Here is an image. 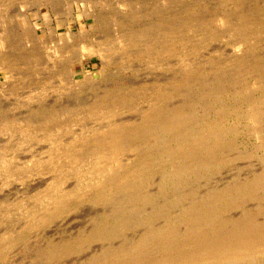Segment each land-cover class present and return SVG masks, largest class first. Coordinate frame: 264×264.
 I'll return each mask as SVG.
<instances>
[{
	"label": "bare ground",
	"instance_id": "1",
	"mask_svg": "<svg viewBox=\"0 0 264 264\" xmlns=\"http://www.w3.org/2000/svg\"><path fill=\"white\" fill-rule=\"evenodd\" d=\"M240 2L234 0L240 15L233 18V11L201 15L206 11L204 6H198L195 11L185 8V14L173 9L168 15L166 6L155 3L153 13L147 11V14L131 13L133 8L127 13L123 8L122 15L102 19L105 35H100L103 41L93 46L82 45L88 31L82 25L77 29L70 26L79 22L81 14L77 11V16L67 7L63 8L67 21L62 24L58 20L56 27H47L49 32L44 41L39 40V31L44 32L45 28L38 19L30 25L26 19L19 18L18 30L4 24L0 42L27 39L22 48L28 51L16 54L15 47L7 55L0 53V70L10 74L14 67L23 68L14 73L21 74L20 77L2 85L9 92L2 96L20 95L17 92L25 84L24 79L38 75L40 69H57L55 73L63 81L53 88L49 80L55 74L44 73L35 79L37 86L33 87L34 91L40 89V94L28 95L27 99L21 97L16 103L26 104L28 113L21 118L1 119L0 134L18 133L21 136L18 147L29 139L51 141L44 151L46 154L26 167L11 163L5 153L9 146L2 149L0 176L5 182L14 175L19 179L44 170L56 175L33 197L32 204H14L23 225L17 233L8 229L0 236V261L13 247L27 242V231L49 226L80 203L88 202L99 207L93 211L95 214L94 207L90 212L91 226L68 239L48 238L36 249L39 260L58 264L75 255L77 260L71 264H264V92L255 91L264 87V5L260 3V9L250 11ZM75 4L81 11L80 0ZM84 13L90 12L84 10ZM33 15L38 17L36 13ZM145 16L148 21L143 20ZM248 16L260 24L247 22ZM109 21L111 24L106 29ZM63 26L66 31L62 35L59 28ZM223 35L229 38L224 40H232L233 48L224 50L230 52L211 55L204 51ZM71 37L82 39L81 44L74 40L80 46L73 61L80 65L78 74L72 61L67 63L58 54L45 55L41 50L44 46L41 44L47 40L63 47ZM68 44L64 46L66 50L71 49ZM127 51L146 56L148 68L144 76L141 73L142 78L120 77L129 65L121 63L125 57L121 59L119 55ZM197 52H201L200 58L188 59V55ZM95 53L101 54L103 66H118L109 74H116L119 80L100 95L97 92L99 96L92 94L97 98L89 103L91 115L82 110L86 119L93 118L97 124L90 128L89 123H81V130L72 131L73 123L79 120L76 111L58 107L56 99L46 103L43 100L48 89H67L73 78L94 80L85 69V59ZM135 60L137 63L138 59ZM139 64L140 61L136 66ZM35 99L37 105H30ZM130 111L132 115L119 117ZM99 120L102 122L98 123ZM241 129L261 141L260 149L241 148L238 142ZM254 155L260 158L256 160L258 167H248L251 171L244 177L235 176L231 166L243 164V160ZM69 180L72 185L63 187ZM10 211H4V215L8 217ZM236 211L241 215L237 216ZM95 242L98 244L92 248ZM89 249L95 251L89 254L86 252ZM80 254L84 255L83 260Z\"/></svg>",
	"mask_w": 264,
	"mask_h": 264
},
{
	"label": "rangeland",
	"instance_id": "2",
	"mask_svg": "<svg viewBox=\"0 0 264 264\" xmlns=\"http://www.w3.org/2000/svg\"><path fill=\"white\" fill-rule=\"evenodd\" d=\"M8 1H10V0H7V2H6V0H0V16H1L0 17V41L2 40L1 35L3 34V28L5 27V25H8L9 29L18 30L19 18L26 19V21L30 22V25L33 24L38 19V23L42 27L45 28L44 32L39 31V33H40L39 34L40 35L39 40H41V41L46 40V38L48 36V32H49L47 29L49 27H56V23L58 20L59 21L61 20L62 24H63V21H67V20H65V19H67V15H65V12L63 11V8H66V7L73 10L75 15H77V11H78V15L81 14V17L78 20L79 22L77 23V21H76L74 26H72V24H70V26L73 27V29H77L78 27H80V25H82L81 27H83L86 31H88V34H87L88 36L85 37L86 39L83 40L84 43L82 44V45H86V46H93V44L96 45V44H98V42L103 41L101 36H103V34L105 35V28L104 29L101 28L100 23L102 22V19H104V18L109 19L110 17L112 19H114L115 17L118 16V14L122 15L124 13V11H127V13H130L132 8L133 9H132L131 13H133V12L137 13L138 12V14H140L143 12V14H145L147 11L153 13L154 9L152 10V8H154L156 4H158V5L160 4L159 6H162V5L164 7L166 6L167 9L165 8L166 9L165 13L167 12L166 14L168 15V13H170V12L172 13V11H174L173 9L178 10V12L181 14H185V12H187L188 9H189V11H195L196 10L195 8H199V7L204 6V7H206L204 9L207 12L203 10L204 12L202 11L201 15H211L212 14L211 12L217 14V11L219 13V10H220V12H223V13H225V11H226L225 14L233 11L234 13L232 14V18H233V16H236L238 14L240 15V13H238V12H240V8H237L238 6H236V7L234 6V0H225L226 2L224 0H220V1L219 0H211V1L210 0H208V1H206V0H202V1L201 0H198V1H196V0H180V2L178 0H176V2H175V0H173L174 2H172V0H160V1L159 0H97V1L96 0H91V1L80 0L81 7H82L81 11L78 10L77 5L75 4V2H77L78 0H65L66 2L63 0L65 3V4H63V6H62V3H63L62 0H56V1L55 0H44V1L43 0H11L9 3H8ZM167 1L171 2L173 4V6L171 3L167 2ZM200 1L202 2L201 4H200ZM237 1L238 2L241 1L240 3L242 4L241 5L242 7L251 8L250 11H252V9H254V8L260 9L259 8V7H261V6H259L260 3L262 6L264 5V2L262 0H248V3H247V0H245V1L244 0L243 1L237 0ZM49 2H51V3H49ZM93 2H94V7H93ZM105 2H106V6H104ZM121 2L125 6L123 4L120 5ZM181 2H184L185 6ZM188 2L190 3L191 6L189 5ZM107 3L109 5H107ZM111 3H113L112 6H115V5L116 6L113 8L111 6ZM154 3H155V5H154ZM217 4H219V5H217ZM129 5H130V7H129ZM148 5H149V7H148ZM152 5H153V7H152ZM192 5H193V7H192ZM243 5H245V6H243ZM109 6H110V9H108ZM175 6H177V7L175 8ZM211 6H212V8H211ZM218 6H222V7L219 8ZM35 7H36V9H35ZM105 7H106V9H105ZM54 8L57 11H54ZM58 8H60L62 11ZM83 8H85V9H83ZM102 8H104V9L102 10ZM123 8L125 9L124 11L122 10ZM126 8H128V9L126 10ZM135 8L137 10L134 11ZM147 8H148V10H146ZM169 9H170V11H169ZM84 10L86 12H90V13L88 15H86V13H84ZM96 11H98L97 12L98 14L96 13ZM99 11L102 12L101 15H100ZM34 13L38 14L37 18H36V16L33 15ZM110 13L112 14V16L109 15ZM143 14H141V15H143ZM84 16H85V18H84ZM147 16L143 17V20L147 19V21H148L149 16L148 17ZM93 17H95V18L92 19ZM2 19H4V21H6V20L7 21L2 23L1 22ZM84 19H85V21H84ZM112 19L110 20L111 22H112ZM254 19L255 18L252 16H248L245 18V20L247 22H251L254 25H259L260 23L256 19L255 20ZM252 20H253V22H252ZM110 21L107 23L108 26H105L106 29H108L107 27L110 26V24H111ZM98 22H99V24H98ZM47 25H49V26H47ZM90 25H91V27H90ZM98 26H99L98 29L95 28ZM92 28H93V30L94 29L95 30L91 31ZM59 29H60L59 31L61 32L62 35L66 31L65 26L60 27ZM97 36H99V37L97 38ZM223 37H221L220 40L218 39V40H215L214 42H212L210 44V46H208L209 48L206 47V49H204V51L210 53L211 55H218V53H222V52L226 53L228 51V50L226 52L224 51V50H226V47H229L228 49L231 50V48H233V47H231V44H232L231 41L232 40L231 41L224 40V39H229V38H227L228 36L226 37V35H223ZM25 40H27V39L23 40V39L15 38L14 40H11V39L7 40V42H2V43L0 42V51H1L0 53H2V55H4V54L7 55L8 52H10L12 49L14 50L16 47V49H15L16 54L21 55V53H23L24 51H28V50H25L22 48L23 42ZM69 40H67V42L64 46H66L69 42L68 48H71V49L66 50L67 47H64V46L59 47L54 42L47 40L41 44V47L44 45L42 47L43 49L41 48V50H43L42 51L43 53L46 52L45 55L46 54H49V55L58 54V56H61L63 58V60H66L67 63L68 62L70 63L71 61L73 62L74 59H76L75 56H77V54L79 53V50H80V48H79L80 46L78 47V44L76 42L81 44L82 39L79 41L78 38H72L71 37ZM74 40L76 41L75 43H74ZM85 40H87L88 42ZM70 42L73 44H71ZM216 42H218V43H216ZM46 43H47V45H45ZM262 43H263L262 47L264 48V41ZM1 44H2V46H1ZM4 46H6L5 50H4ZM236 48L238 49V47H236ZM63 52H64V54L62 55ZM228 52H230V51H228ZM65 53H66V56H65ZM123 53H124V55L118 54L119 57L122 56L121 59L123 57H125L124 58L125 61L122 60L121 63H125L126 66L129 65V67L127 69L122 70L123 73L121 72L120 77L126 78V77H128V75H130L129 77L132 76L133 78H136V79L142 78L144 76L143 73H145L147 71L146 69L148 68V67H146V63H147V60L145 58L146 56H144L143 54H140V53L135 55L134 53H131L129 51L126 52L127 54L125 52H123ZM224 53H222V54H224ZM239 53H241V51ZM199 54H201V52H197L194 55L192 54V56L188 55L187 57H188V59L196 60V59L200 58ZM196 55H198V56H196ZM126 56H128V57H126ZM64 57H66V58H64ZM132 57L134 59H132ZM136 57H138V58H136ZM126 58L130 59V60H127ZM53 59H55V58L53 57ZM69 59H71V60H69ZM135 59H138L137 63H136ZM100 60L102 61V56L100 53H95V55L89 54V56L85 59V69L89 74H92V76L95 77L94 80L83 81L82 79H79V77L73 78L71 83L74 85L70 84L69 88L62 89V90L60 89V90H56V91L53 90V88L56 87L57 85H60L61 81H63V79H62V76H59V75H57V73H55V71L57 69L54 70L51 67L52 66L51 62L49 61L50 62L49 65L52 69H50V70L45 69L44 70V69H40L41 67L39 66L38 67V69H40L39 74L38 75H30V77L25 78L24 79L25 84L18 88L17 93L20 95H15V94L9 95V94H7L6 96H2V93L4 94V92H8L7 87L5 89L4 87H2V85H4L8 80H12L14 78H15L14 80H16V78L20 77L21 74L16 75L14 73H17L19 71H23V68H21V66L17 67V68L14 67V71H12L10 74H7L6 70L5 71L0 70V98H1L0 99V123L2 122L1 119L4 116H9L10 118L13 119L16 117L21 118L23 115L28 113V111L30 109H29V107H27L26 104L23 106H17L16 103L19 102V99H21V97H22V99H25V98L27 99L28 95L33 96L36 94H40V89L38 91H34L33 87L37 86V83H35V79L38 80V78H40V76H42L44 73L47 74L49 72L50 74L53 73L56 76L54 75V77H51L49 80V84L50 85L52 84L51 86L53 88L48 89L47 95L45 96L43 103H46V102H49L50 100L56 99L57 103L59 104L58 107H60V108L66 107V108H69L70 110L76 111V113H77L76 117L78 116L79 120L75 121L76 123H73L72 128H71L72 131L81 130V128H82L81 123H85V122L90 124L89 125L90 128L94 127L97 124V121L94 120L93 118L86 119L84 117L85 113H82V110H83V112L87 111V114L91 115V113L89 112V108H90L89 103H91L93 100H95V98H97V96H99L103 91H105V89L108 86L113 87L116 84L115 83L116 80H119V77L117 78L116 74H114L112 76L109 74L111 71L116 70V68L118 66L116 64H114V65L110 64L109 66L106 67L107 64H105L103 66L102 62ZM170 60L172 61L174 59L170 58ZM170 60L168 59L169 62H171ZM139 61H140V64L136 66V64H138ZM121 63H118V65ZM130 64L133 65V67H131ZM79 66L80 65L78 62H73V67H74L75 73H77V74L79 73V70H80ZM101 70H103V73L101 72V74H100ZM124 72H125V74H124ZM127 72H129V73H127ZM141 73L143 74V76ZM106 74H108L109 77ZM44 76H46V75H44ZM73 80H75V82H73ZM97 81H99V82H97ZM62 85H65V84H62ZM73 86H75V88ZM262 88L264 89V87H260V89L255 90L257 92V94H261L259 92H264ZM97 92L98 93L100 92L99 95ZM92 94L93 95L97 94V96L94 97ZM70 100L73 101V103L70 102ZM29 104L30 105H37V99H35V101L30 102ZM36 107H38V106H36ZM36 107H34V108H36ZM132 114H133V112L130 111L127 113L120 114L119 117L120 116H128V115L130 116ZM72 119H74V117H72L70 119V121L68 123H66L65 128L69 127L68 125H69V123H71ZM79 121H83V122H79ZM101 122H102L101 120L98 121V123H101ZM20 137L21 136H19L18 133L13 134L12 132H10L9 134L8 133L0 134V151L2 149H4L5 147L9 146L8 150L5 153H6L7 157L11 160V163L15 166H18V167H22V166L26 167L28 165L34 164L37 160L40 159L41 156L46 154V153L44 154V151H46L50 147V144H51L50 140L49 141H43V140H39V139L38 140L37 139H29V141L23 143L22 145H20L18 147L17 142L20 140ZM238 142H239V144L241 143L240 145H241V148L243 150L255 151L256 149H260V147H258L259 145L261 146V141L259 139H257V137L253 136V134L249 133V131L246 132L243 129H241V131L239 132ZM255 147H257V148H255ZM262 148H264V144H263ZM259 159L260 158L257 155H254L253 157H250L249 159L243 160L242 161L243 164H239V163L233 164L231 167L233 168V173L236 172L234 175L239 176V177H244L245 175H248L249 174L248 172L251 171V170H249L250 168H252V167L257 168L258 167L256 165V163L259 164V162L258 161L256 162V160H259ZM251 160H252V162H251ZM251 164H254V165H251ZM248 167H250V168L248 169ZM237 171H238V173H237ZM241 172H243V174ZM53 174L56 175L52 171L44 170V173H40V174L34 173V174H30L28 177H20L19 179H17V176L14 175V176H11V179H9L6 182H5L4 177L0 176V236L4 235L7 231H9L11 229L14 230L13 233H17L20 231L23 224H22V221L18 219L19 211H18V208L14 206V204H21V203L22 204L23 203L32 204L35 201V198H33V197L36 194L43 191V189L48 186V184L52 181V177L54 176ZM45 178H47V179H45ZM224 182L225 181H222V182L220 181V183H224ZM69 183L72 185V181L69 180V181L64 182L62 184V186L63 187L64 186L70 187L71 185ZM90 205L91 204L88 202H83L82 204L80 203L79 206H77L73 210H71L68 213V215H64L63 217L58 218L57 220L53 221L49 226H46L43 228H38V229H32L30 231H27L26 232L27 242L23 243V244L20 243L17 246L13 247L11 250H9L8 256L5 259L1 260L0 264H45L42 260H39L37 257V253H38V250H36L37 247L44 245L48 241V238L53 239L55 241H60L62 239H68L70 237H75L76 234H78V232L81 230H87V228H89L91 226L90 224H91L92 213H90V212H91L92 208L94 207L92 212L95 211L96 208H97L96 209V211H97L99 208V207H96L93 205L90 206ZM85 207H88V208H85ZM84 209H85V211H83ZM7 210H11L9 212L10 215L8 217H6L4 215V211H7ZM235 213H237L236 214L237 216L241 215L237 211ZM80 214L82 217L78 216ZM93 214H95V213L93 212ZM16 227H18V228H16ZM46 230H47V232H46ZM97 244L98 243L95 242L92 245V248H95L97 246ZM93 246H95V247H93ZM89 251L93 252L95 250L89 249L86 252L88 253ZM85 253H84V255L87 254V253L86 254ZM90 253L91 252H89V254ZM84 255L80 254V256H83V257H81V260H83ZM72 257H74V258H72ZM77 257L78 256L70 255V257H66V258L62 259L60 262H58V264H71L73 261H75V259ZM68 260H71V261L68 262Z\"/></svg>",
	"mask_w": 264,
	"mask_h": 264
}]
</instances>
